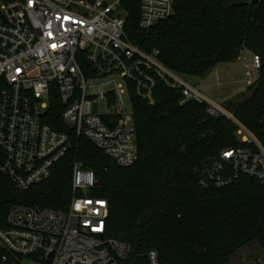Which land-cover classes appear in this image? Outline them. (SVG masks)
<instances>
[{"label": "built area", "instance_id": "obj_1", "mask_svg": "<svg viewBox=\"0 0 264 264\" xmlns=\"http://www.w3.org/2000/svg\"><path fill=\"white\" fill-rule=\"evenodd\" d=\"M123 0H0V173L20 191L51 176L71 143L65 132L43 123L52 103L60 118L122 168L138 160L132 111L123 110L126 83L144 65L171 88L179 105H206L213 118L224 116L237 127L245 148H226L194 169L203 188H222L240 176L264 186V150L231 114L167 70L155 54H145L125 35ZM174 13V0H141L138 27L147 30ZM245 82L260 69L250 54ZM146 81H152L145 76ZM153 84V83H152ZM151 84V89H152ZM150 92L142 94L150 103ZM103 104L104 113H99ZM67 210L13 205L0 229L1 264L22 259L41 264H116L129 254L123 243L104 238L107 201L92 196L95 177L75 163ZM144 264H160L150 250Z\"/></svg>", "mask_w": 264, "mask_h": 264}, {"label": "trees", "instance_id": "obj_2", "mask_svg": "<svg viewBox=\"0 0 264 264\" xmlns=\"http://www.w3.org/2000/svg\"><path fill=\"white\" fill-rule=\"evenodd\" d=\"M174 0V13L147 30L138 27L141 0H123L125 35L145 54H155L167 70L199 77L227 63L242 50L259 58L257 79L243 102H228L232 118L264 150V0ZM150 100L144 89L126 83L138 160L122 168L88 140L62 123V106L54 102L43 118L65 132L71 146L45 182L16 190L0 173V229L13 205L65 211L72 196L75 163L91 170V195L107 201L104 238L129 247L116 264H144L155 250L160 264H226L243 247L257 243L264 252V186L240 176L230 185L203 188L194 169L226 148H245L236 125L224 116L210 117L206 105H179L171 88L151 71ZM3 154L0 149V164ZM1 254V250H0ZM1 264V262H0Z\"/></svg>", "mask_w": 264, "mask_h": 264}, {"label": "rangeland", "instance_id": "obj_3", "mask_svg": "<svg viewBox=\"0 0 264 264\" xmlns=\"http://www.w3.org/2000/svg\"><path fill=\"white\" fill-rule=\"evenodd\" d=\"M250 54L253 53L247 49L242 50L231 61L215 65L202 78L183 75L178 77L195 87L206 99L230 114L227 107L228 102H243L250 97V92L247 90L249 86L245 82V65L250 61ZM148 71L150 70H147L144 65L138 66L137 70L134 71V79L131 81L135 83L136 89L139 87L144 89V95L151 90L152 81L145 80V76L150 77ZM123 100V110L128 113L131 112L132 105L129 98L124 96ZM147 100L149 99L147 98ZM104 112L105 107L101 104L99 113ZM20 264L41 263L22 259ZM226 264H264V252L257 243H251L234 253Z\"/></svg>", "mask_w": 264, "mask_h": 264}, {"label": "water", "instance_id": "obj_4", "mask_svg": "<svg viewBox=\"0 0 264 264\" xmlns=\"http://www.w3.org/2000/svg\"><path fill=\"white\" fill-rule=\"evenodd\" d=\"M257 2H258V0H244L242 3H239V6L243 5L245 3L256 4Z\"/></svg>", "mask_w": 264, "mask_h": 264}]
</instances>
